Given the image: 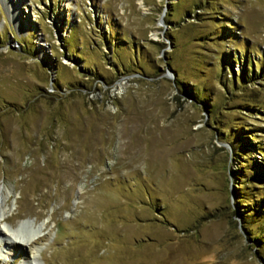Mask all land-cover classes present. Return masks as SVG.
I'll return each instance as SVG.
<instances>
[{
	"label": "rangeland",
	"instance_id": "obj_1",
	"mask_svg": "<svg viewBox=\"0 0 264 264\" xmlns=\"http://www.w3.org/2000/svg\"><path fill=\"white\" fill-rule=\"evenodd\" d=\"M254 156L264 0H0V264H264Z\"/></svg>",
	"mask_w": 264,
	"mask_h": 264
},
{
	"label": "trees",
	"instance_id": "obj_2",
	"mask_svg": "<svg viewBox=\"0 0 264 264\" xmlns=\"http://www.w3.org/2000/svg\"><path fill=\"white\" fill-rule=\"evenodd\" d=\"M249 73L247 74V76L244 78V77H242L241 76V82H243L244 81V79H247V78H249ZM250 75L253 77V75H254V73H253V70H250ZM251 76H250V78H251ZM246 132V131H245ZM243 133V137L244 138H242V142L245 140V139H247L248 138V136H249V134L248 133ZM231 137L234 139V140H241L239 137V135H237V134H235V135H231ZM236 142H238V141H236ZM250 145H252V146H254V145H257V148L259 149V145H258V143H251L250 142ZM235 148V147H234ZM250 148H252V147H250ZM249 152H250V149L248 150ZM239 155H242L243 157H244V153L243 152H237ZM238 155V156H239ZM245 159H243V161H244ZM254 163L252 162V164H249V163H247V164H243V165H241V167H239L236 171H234V179L236 178L237 179V181L236 180H234L235 181V183H237V184H239L238 185V188H239V190L238 191H236V194H237V199H236V201H239L240 200V196L241 195H238V193L240 192V188H242V185H240V182H238V180L240 181L243 177H246V172H245V170L248 168L249 169V171H251L252 170V175H251V177H252V181H258V182H264V168H262L264 165H259L260 163L259 162H257V160L259 161V159H257L255 156H254ZM258 163V164H257ZM244 166V167H243ZM245 175V176H244ZM248 177V176H247ZM243 184H245V182H243ZM243 196V195H242ZM260 199H261V197H260ZM255 202L253 203V204H251V207H254L255 209H257L256 207H255ZM238 205H240V204H238ZM238 207V210H236V213L239 215V217L241 218V220H242V229H243V232L245 233V236L249 239V240H251V241H253V242H261V240H263V238L261 237V235L259 236V231H258V233L257 234H255V235H253V231H252V229H251V222H253V220L255 221H257L258 220V217H260L261 218V222H263L264 223V221H263V218H264V207L263 206H260L261 207V211H257L256 210V212H251V213H249V211H246L245 209H240V207L239 206H237ZM235 212V211H234ZM257 217V218H256ZM264 241V240H263ZM257 250H258V248H257Z\"/></svg>",
	"mask_w": 264,
	"mask_h": 264
},
{
	"label": "bare ground",
	"instance_id": "obj_3",
	"mask_svg": "<svg viewBox=\"0 0 264 264\" xmlns=\"http://www.w3.org/2000/svg\"><path fill=\"white\" fill-rule=\"evenodd\" d=\"M4 221L5 222L7 221V215L5 213L4 208L2 207V203L0 202V223H3ZM23 228H24V224H20L17 228H13L12 234L17 235L18 233H21ZM15 240H16V238H15ZM30 241L32 242V239L28 238L27 240H25V244L30 243ZM32 260L36 263V261H37L36 256H34L32 258Z\"/></svg>",
	"mask_w": 264,
	"mask_h": 264
}]
</instances>
